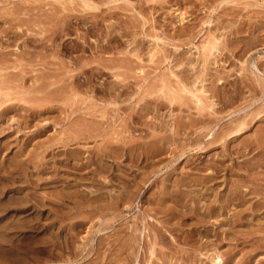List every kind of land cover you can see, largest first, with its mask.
<instances>
[{"label":"rangeland","instance_id":"374dc122","mask_svg":"<svg viewBox=\"0 0 264 264\" xmlns=\"http://www.w3.org/2000/svg\"><path fill=\"white\" fill-rule=\"evenodd\" d=\"M0 57V264H264V0H0Z\"/></svg>","mask_w":264,"mask_h":264},{"label":"bare ground","instance_id":"6f19581e","mask_svg":"<svg viewBox=\"0 0 264 264\" xmlns=\"http://www.w3.org/2000/svg\"><path fill=\"white\" fill-rule=\"evenodd\" d=\"M14 34V33H13ZM211 40V39H210ZM233 40V39H232ZM212 42V41H211ZM205 47V46H204ZM208 49V48H207ZM212 50V49H211ZM205 51V50H204ZM10 53V52H9ZM211 53V52H210ZM222 53V52H221ZM30 55V54H29ZM207 55V54H206ZM205 56V55H204ZM5 57V56H4ZM1 58V57H0ZM2 59V58H1ZM0 59V60H1ZM206 60V59H205ZM204 60V61H205ZM208 61V60H207ZM2 62V61H1ZM7 62V61H6ZM209 62V61H208ZM255 62V61H254ZM253 64V63H252ZM14 66V65H13ZM257 70V69H256ZM198 71V70H197ZM200 71V70H199ZM209 71V70H208ZM195 72V71H194ZM53 74V73H52ZM215 74H216V72H215ZM206 75V74H205ZM263 75V74H262ZM188 76V75H187ZM175 77H176V75H175ZM164 78V77H163ZM186 78V77H185ZM184 77L182 78V79H185ZM188 78V77H187ZM187 78H186V80H187ZM194 78V77H193ZM212 78V77H211ZM165 79V78H164ZM180 79V78H179ZM196 79V78H195ZM197 80V79H196ZM204 80V79H203ZM183 81V80H182ZM193 81V80H192ZM200 81V80H199ZM213 81V80H212ZM247 81V80H246ZM163 82H165V81H163ZM191 82V81H190ZM198 82V81H197ZM196 82V83H197ZM202 82V81H201ZM221 82V81H220ZM181 83V82H180ZM185 83V82H184ZM245 83V82H244ZM247 83V82H246ZM167 84V83H166ZM214 85V84H213ZM225 85V84H224ZM249 85V84H248ZM179 86V85H178ZM187 86V85H186ZM185 86V87H186ZM167 87V86H166ZM175 87V86H174ZM184 86L181 88V90H183L184 88H185ZM220 88V87H219ZM246 88V87H245ZM168 89V88H167ZM175 89V88H174ZM187 89H188V86H187ZM215 89V88H214ZM169 90V89H168ZM171 90V89H170ZM189 91H191V89L189 90ZM193 91V90H192ZM191 91V92H192ZM203 91V90H202ZM245 91V90H244ZM251 91V90H250ZM190 94V93H189ZM192 95V94H191ZM193 95L194 96H196L197 97V95L195 94V92H193ZM204 96V95H203ZM179 98H181L180 96H179ZM183 98V97H182ZM187 98V97H186ZM186 98H185V100H186ZM197 99H198V102H202V97H197ZM242 99V98H241ZM259 100V99H258ZM230 101V100H229ZM190 103V102H189ZM235 103V102H234ZM184 104V103H183ZM187 104V103H186ZM199 108H200V106H199ZM241 110V109H240ZM240 112V111H239ZM240 115V114H239ZM181 117V116H180ZM243 117V116H242ZM235 118V117H234ZM241 119V118H240ZM248 119V118H247ZM198 120V119H197ZM202 120V119H201ZM245 120V119H244ZM205 121H207V120H205ZM236 121H241V124L239 125V126H237V127H235L236 129L234 130L235 132L233 133V135H235V138H236V136H240L241 134H243V133H245L246 131H247V129H248V127H249V123L248 124H246L244 121L242 122V119L241 120H239V118H238V120H236ZM246 121V120H245ZM232 122H233V120H232ZM181 123V122H180ZM183 123V122H182ZM189 123V122H188ZM195 123V122H194ZM231 124V123H230ZM237 125V124H236ZM197 126V125H196ZM232 126V125H231ZM230 131V130H229ZM217 135V134H216ZM220 135V134H219ZM261 136H264V135H261ZM237 137V138H238ZM215 138V137H214ZM219 139V138H218ZM260 139H261V137H260ZM216 140V139H215ZM258 140V139H257ZM256 140V141H257ZM164 141V140H163ZM158 142V141H157ZM262 142H263V140H262ZM254 143V142H253ZM256 143V142H255ZM258 144V143H257ZM261 144V143H260ZM225 145V144H224ZM154 147V146H153ZM160 148V147H159ZM151 149V148H150ZM161 151V150H160ZM174 200V199H173Z\"/></svg>","mask_w":264,"mask_h":264}]
</instances>
